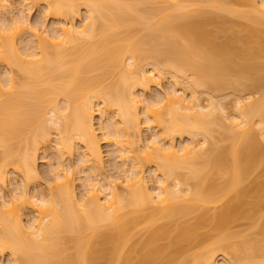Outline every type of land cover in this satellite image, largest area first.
Segmentation results:
<instances>
[{"label": "bare ground", "instance_id": "1", "mask_svg": "<svg viewBox=\"0 0 264 264\" xmlns=\"http://www.w3.org/2000/svg\"><path fill=\"white\" fill-rule=\"evenodd\" d=\"M1 1L41 2L56 23L9 18ZM5 1L0 192L12 167L24 185L14 204L33 218L1 193L0 264H264V0ZM166 75L171 88L150 96ZM241 79L260 94L232 114L194 90ZM142 114L157 131L146 144ZM102 140L124 178L106 175ZM40 142L57 167L30 194ZM79 145L90 176L78 197Z\"/></svg>", "mask_w": 264, "mask_h": 264}, {"label": "rangeland", "instance_id": "2", "mask_svg": "<svg viewBox=\"0 0 264 264\" xmlns=\"http://www.w3.org/2000/svg\"><path fill=\"white\" fill-rule=\"evenodd\" d=\"M17 1H22V0H14V1H12V4H14V2L16 3ZM2 2L3 1H1V5H2ZM6 2L7 1L3 2V6L6 7V10H7L8 13L10 12V10L7 9V8L14 9L13 10V13L11 15L7 13L8 16H9V18L10 17L11 18L12 17L13 18H16L17 15H18V12H20L21 10H23V11H25V13L29 14L28 15V18H29L28 19V22H29V24L32 27H34V26L37 27L36 24H41L43 21H44L45 27H47V28L52 27V24H55L56 23V22H54L55 20H53V18H50V16H46L47 14L45 15L46 17L43 15L45 13L44 10H46L44 8L46 5L45 6L44 5H41V2L38 5L37 4H33V5L31 4V7L30 6L28 7V5H30V3L28 4L29 1L28 2L27 1L26 2H23V5L22 6H25V8H22V6H20V4H15L13 6V5H11L10 2H7V3ZM44 4H46V3H44ZM29 8H31V10H28ZM2 9L3 8L1 7L0 8V11ZM81 10H82V8H81ZM3 11L0 12V15L1 14L3 15V13H2ZM5 11H4V13H5ZM42 12H44V13L42 14ZM212 12H214V14L215 13L216 14L218 13L215 10H213ZM42 15L44 16V19L45 20L43 19V16ZM85 17H86L85 11L82 10L81 13H80V18L84 21L85 20ZM2 18H3V16H2ZM41 19H42V21H41ZM76 21H77V24H79V20L77 19ZM0 24H2V23H0ZM14 70L16 71V69H14ZM3 71H4V69L2 67H0V76H3L2 74H4V72H6V71H4V72ZM169 76L170 75H166L165 76L166 77L165 78V81H163V83H162L163 85L160 88L162 91H160L159 89H152L150 96L152 95L153 97H156L158 95V93L161 94L162 92H165L166 90H168V88H171V86H172L171 85V82H170L171 79H169L171 76L170 77ZM253 87H255V86H253V83L251 81L244 80V79L242 80L241 79L238 82L235 81L233 87H230L229 86V87H225V88L220 89V90L219 89H216L214 87H210V88H195L194 90H195L196 95L199 97L201 103L204 106H206V105L209 104L208 101H209L210 98H213V100H214V102H215V104L217 106L218 105H219V107L221 106L229 114H232V113H234V110H235V107H236L235 106L236 105V101L242 100V99L244 101H245V99L246 100L247 99H250V98L252 99V98H254V97H256V96H258L260 94L259 90H256L257 88L255 87L256 89H254ZM157 90H159V92ZM189 92H191L190 89H189ZM187 93H188V91H187ZM148 96H149V94H148ZM149 97H146V98H149ZM140 117H141L140 118L141 119V127H142V130H143L142 131L143 132L142 137H143V140H144V142L146 144L147 142H149L151 139L154 138V134H156L157 131L155 132V130L153 131V130H150L148 128V126L145 124V118H144V115L143 114ZM98 120H99V116H96L95 121H94L95 124H98ZM214 130L215 131L213 133V137H214V141L217 142V141L220 140V136L218 134V129L217 128H214ZM98 137L99 138L101 137L100 139L103 138L102 136H100V133H98ZM39 138H40V136H39ZM55 138L56 137L53 135L52 136L53 143H54V139ZM200 139H201V137L197 138V140H200ZM38 141H41V139H39ZM174 141H175V145H177L176 147L179 148L180 145L182 146V143L185 144V143L188 142V136H184L183 138L176 137ZM76 143H78V142H76ZM39 144L41 145V146L39 145L40 146L39 148H41V149L43 148L42 150H39L38 151V161H37V167H38V172H39L40 177H41L40 178L41 181L39 180V182L36 181L37 183H34L33 182V184L32 183L30 184V187H29V189H31L30 190L31 191L30 194H33L32 193V191H33L32 189H33V186H36V185H37V188H38V186H40L41 189L43 188V191L47 190L50 185H51L50 187H52L53 184H50L49 185V179L51 180V178H50V172L53 171V170H55L56 167H57V161L53 157V155L51 154L52 152L51 153H50V151L49 152H46V149L44 151V144L42 142H40ZM51 145L54 146L55 144L54 145L51 144ZM110 145L113 146L112 144H110ZM110 145L107 142V140L100 141L101 152H102L103 159H104V171H105L106 175L108 176V178L111 181H115V179L118 178L119 174H120L121 177L126 176V175H124L125 173L124 174L122 173V172H124V171H122L123 170L122 169V167H123L122 165L123 164H121L122 162H121V160L117 156V153H116V150H115L116 148H114V146L113 147H110ZM83 152L84 151H83V149H81L80 145H79V147L77 146L76 147V150H75V156H73V158H71L69 160V162H68V164H70L73 167V169H76L78 171V175L76 176V179H75L76 182L74 184L75 185L76 192L78 194V197L80 195H82V193H84V188L81 185L82 184L81 182H83L84 180L82 181L81 179L82 178H87V177L90 176V173L88 172V170L86 168H84V166L82 164V159L81 158H83ZM66 164H67V161H66ZM68 164H67V166H68ZM70 165L68 167L71 168ZM81 167H83L86 171H84V169L81 168ZM148 168H149L148 166H145V168H144V169H146L145 170L146 171V176H148L149 174L151 175V173H152L151 172L152 170H149ZM7 170L9 171V175L7 176L8 177L7 178L8 179V181H7L8 183L6 182L7 185H6L5 189L3 190V192H0V195H1V193L5 194L6 195L5 200H7L8 202H9V200H11L12 201L11 202L12 204L10 202L8 204H9V206H11L13 208L12 205L14 204V202H17V199L21 203V200H20L21 197H20L19 194H21V191H22L21 188H23L24 185H23V182L21 181V179L18 176H16L15 174H13L12 167L10 169H7ZM169 185H171V183H169ZM17 186L20 189V191L19 190L16 191L17 190V188H16ZM0 190H1V188H0ZM38 190H40V189L38 188ZM47 191H45V192H47ZM18 195H19V198L20 199L18 198ZM12 196H14V197L16 196L17 199L16 198L13 199ZM14 200H16V201H14ZM20 203H15L14 204L15 206L16 205L17 206H20V207H17V209H19V210L21 208H23L22 205H21L22 203L21 204ZM9 206H7V207H9ZM11 207H10V209H12ZM22 210L23 209H21V212H19V213L20 214L22 213L23 216H25L24 217V221L26 223V221H28V220L31 219L29 217V216H31V215H29L31 212L29 213V211L27 209H25V211L23 210L24 212H22ZM31 217L33 218V216H31ZM61 243L64 245V246L63 245L62 246L64 248H66V249H68V248L71 247L70 243L68 244V242H67V238L64 237V236H63V239H62V242ZM70 253H71V251H70ZM72 253H73V251H72ZM2 256H3L2 258H4V260H5V262L9 259L8 258V253H4ZM217 264H222V259L219 258L217 260Z\"/></svg>", "mask_w": 264, "mask_h": 264}]
</instances>
